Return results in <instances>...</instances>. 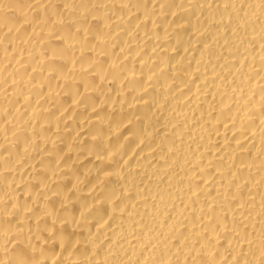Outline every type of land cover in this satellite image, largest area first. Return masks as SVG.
Listing matches in <instances>:
<instances>
[{
    "label": "bare ground",
    "instance_id": "6f19581e",
    "mask_svg": "<svg viewBox=\"0 0 264 264\" xmlns=\"http://www.w3.org/2000/svg\"><path fill=\"white\" fill-rule=\"evenodd\" d=\"M0 264H264V0H0Z\"/></svg>",
    "mask_w": 264,
    "mask_h": 264
}]
</instances>
